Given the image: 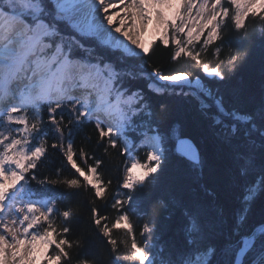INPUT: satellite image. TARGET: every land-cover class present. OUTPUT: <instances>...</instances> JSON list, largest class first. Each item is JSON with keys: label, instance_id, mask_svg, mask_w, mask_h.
Wrapping results in <instances>:
<instances>
[{"label": "snow or ice", "instance_id": "6c2138e0", "mask_svg": "<svg viewBox=\"0 0 264 264\" xmlns=\"http://www.w3.org/2000/svg\"><path fill=\"white\" fill-rule=\"evenodd\" d=\"M0 264H264V0H0Z\"/></svg>", "mask_w": 264, "mask_h": 264}, {"label": "trees", "instance_id": "16d2710c", "mask_svg": "<svg viewBox=\"0 0 264 264\" xmlns=\"http://www.w3.org/2000/svg\"><path fill=\"white\" fill-rule=\"evenodd\" d=\"M170 52L165 49L158 48L155 54L153 55L152 59L155 63L160 65H169L170 68H187L190 66V62L186 60H181L178 63L170 64L169 61ZM259 61L258 59L255 60L252 64H250L248 67L241 70L239 73L238 78L234 82V87L241 88V87H247L249 84H251L259 74ZM194 70V69H193ZM180 122L183 123L185 128L189 132H193L202 138H205L208 142V150L210 156L213 154L214 149L213 145L211 143L210 133L208 131V125L209 121L205 120L203 117L200 116V114L197 112L194 103L193 104H185L182 105L180 108V115H179ZM119 158L114 159V163L117 162ZM171 172L173 174L176 173V167L175 165L171 169ZM243 194L242 189L237 186L232 188L228 192V200L227 204L229 207H235L239 206V197ZM259 222V213L254 215L252 219V223H258ZM175 221L174 219L169 221H163L162 223V232H163V239L169 240L174 239V233L172 230V226L174 225ZM139 228V224L137 225Z\"/></svg>", "mask_w": 264, "mask_h": 264}]
</instances>
